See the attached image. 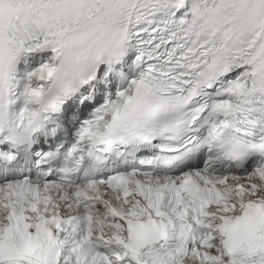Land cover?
<instances>
[{"label":"snow or ice","instance_id":"6c2138e0","mask_svg":"<svg viewBox=\"0 0 264 264\" xmlns=\"http://www.w3.org/2000/svg\"><path fill=\"white\" fill-rule=\"evenodd\" d=\"M0 264H264V0H0Z\"/></svg>","mask_w":264,"mask_h":264}]
</instances>
